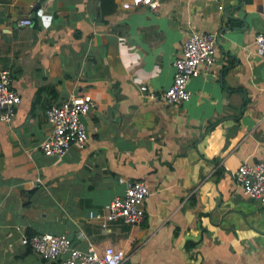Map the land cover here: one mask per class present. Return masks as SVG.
Instances as JSON below:
<instances>
[{"label": "crops", "instance_id": "obj_1", "mask_svg": "<svg viewBox=\"0 0 264 264\" xmlns=\"http://www.w3.org/2000/svg\"><path fill=\"white\" fill-rule=\"evenodd\" d=\"M123 1L0 0V71L20 97L0 121V264H55L19 242L42 232L131 264H264V202L233 175L264 161V0ZM192 31L216 34L214 59L170 104L160 94ZM79 92L95 102L84 143L44 155L45 109ZM132 180L148 190L140 222L89 217Z\"/></svg>", "mask_w": 264, "mask_h": 264}, {"label": "built area", "instance_id": "obj_2", "mask_svg": "<svg viewBox=\"0 0 264 264\" xmlns=\"http://www.w3.org/2000/svg\"><path fill=\"white\" fill-rule=\"evenodd\" d=\"M139 5L155 10L159 6V0H124L121 3L125 9ZM17 25H31V20L19 19ZM216 42L217 36L212 32L192 31L188 34L180 54L172 62L174 73L171 82L160 94L163 101L180 104L188 99L186 82L199 74V66L207 71L214 59ZM252 43L255 55L264 57V32H256ZM140 89L144 90V86H140ZM19 100V95L10 86L7 72L0 71L1 122L11 121L14 107ZM94 104L88 93L79 92L48 106L44 113L50 132L39 143L40 151L44 155L61 157L68 153L70 146H81L86 134L79 117L86 114ZM233 175L244 195L264 202V161L252 164L241 162L236 166ZM147 195L148 190L144 182L132 180L127 183L122 196L113 197L102 206L101 213H89V217L103 220V223L120 219L128 224H136L144 216L142 204ZM19 242L41 259L55 264H131L127 254L120 248L111 245L96 248L88 243L84 249H79L63 234H23Z\"/></svg>", "mask_w": 264, "mask_h": 264}, {"label": "water", "instance_id": "obj_3", "mask_svg": "<svg viewBox=\"0 0 264 264\" xmlns=\"http://www.w3.org/2000/svg\"><path fill=\"white\" fill-rule=\"evenodd\" d=\"M79 119H80V120H81V122H82V116H80V117H79Z\"/></svg>", "mask_w": 264, "mask_h": 264}, {"label": "trees", "instance_id": "obj_4", "mask_svg": "<svg viewBox=\"0 0 264 264\" xmlns=\"http://www.w3.org/2000/svg\"><path fill=\"white\" fill-rule=\"evenodd\" d=\"M27 235H28V233H27Z\"/></svg>", "mask_w": 264, "mask_h": 264}]
</instances>
